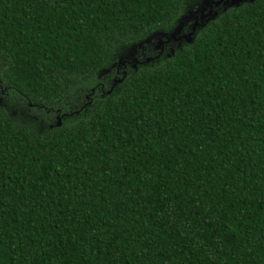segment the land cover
Returning a JSON list of instances; mask_svg holds the SVG:
<instances>
[{
	"label": "trees",
	"instance_id": "obj_1",
	"mask_svg": "<svg viewBox=\"0 0 264 264\" xmlns=\"http://www.w3.org/2000/svg\"><path fill=\"white\" fill-rule=\"evenodd\" d=\"M196 3L0 0V264H264V0Z\"/></svg>",
	"mask_w": 264,
	"mask_h": 264
},
{
	"label": "water",
	"instance_id": "obj_2",
	"mask_svg": "<svg viewBox=\"0 0 264 264\" xmlns=\"http://www.w3.org/2000/svg\"><path fill=\"white\" fill-rule=\"evenodd\" d=\"M252 1L253 0H224V3L226 4H224L225 7L223 9H225L226 7H230V6H236L242 2H252ZM222 2L223 0H203L201 8H199L198 6V8L194 11H189V10L186 11V13L183 16H181V18L178 20L176 27L181 26L182 24L188 22L189 20H193L192 24L190 25V31L187 34L176 36L174 32L177 28L175 27L174 30L170 33H155L150 38H148L145 42H147L149 39L157 40L158 45H161L167 42L168 43L169 42L177 43L180 41H185L187 43L190 42L194 31L204 26L206 22H208L209 20H212L216 16L217 12L213 10L212 7H216ZM205 10L206 12H204ZM161 38H163V40ZM169 50L171 51V48ZM137 63L138 61L135 58L131 59L132 67H134V64H137ZM117 64L121 65L122 62L118 60ZM118 82H120V80H118ZM110 90L111 88L106 93H110ZM58 124L59 122H57V125Z\"/></svg>",
	"mask_w": 264,
	"mask_h": 264
},
{
	"label": "rangeland",
	"instance_id": "obj_3",
	"mask_svg": "<svg viewBox=\"0 0 264 264\" xmlns=\"http://www.w3.org/2000/svg\"><path fill=\"white\" fill-rule=\"evenodd\" d=\"M202 1L203 0H199V3H196L193 7H191V8H189L188 10L189 11H194V10H196L197 8H198V6H199V8H201V6H202ZM224 4H226V3H224V0H223V2L222 3H220L219 5H217L216 7H212V9L213 10H215L216 12L217 11H219V10H223V8L225 7L224 6ZM187 10V11H188ZM204 12H206V10L204 11ZM192 22H193V20H189L188 22H186V23H184V24H182L181 26H177L176 28V30H175V34H176V36H180V35H184V34H187L189 31H190V25L192 24ZM162 40H163V38H161ZM171 44H176V42H167V43H163V44H161V45H158V42H157V40H155V39H152V42H150V46L147 44V43H145V44H139V45H137L136 47H137V50L138 51H140V52H142L147 46H149L152 50H154V51H158V50H163L164 49V47L165 46H167L168 48H167V50L168 49H170V46H172ZM131 60L129 61V63H127L130 67L132 66L131 65ZM116 65L117 64H115V65H112L110 68L112 69H115V71L113 70H111L110 71V69H107V70H104L102 73H101V76H106V73H108L109 74V76H111V83H110V85H109V87H114V86H112L114 83H117L118 82V77H116L117 76V74H118V71H117V67H116ZM120 65V64H119ZM124 73V71H120V74H123ZM101 76H99L98 78H102ZM11 115H19L18 114V112H16L15 110H12L11 109V113H10ZM21 115H22V113H21ZM58 120V119H57Z\"/></svg>",
	"mask_w": 264,
	"mask_h": 264
}]
</instances>
